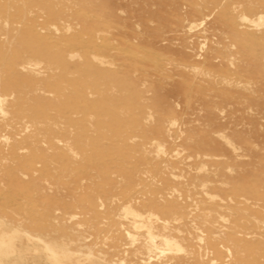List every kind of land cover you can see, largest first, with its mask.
Listing matches in <instances>:
<instances>
[{
  "label": "rangeland",
  "instance_id": "obj_1",
  "mask_svg": "<svg viewBox=\"0 0 264 264\" xmlns=\"http://www.w3.org/2000/svg\"><path fill=\"white\" fill-rule=\"evenodd\" d=\"M0 235V264H264V0H0Z\"/></svg>",
  "mask_w": 264,
  "mask_h": 264
},
{
  "label": "bare ground",
  "instance_id": "obj_2",
  "mask_svg": "<svg viewBox=\"0 0 264 264\" xmlns=\"http://www.w3.org/2000/svg\"><path fill=\"white\" fill-rule=\"evenodd\" d=\"M3 235H0V243L2 242V238H4V237H2ZM4 244H5V246H6V249H4V250H2L1 249V246H0V253L1 254H3L4 256H7V254H10V253H12V250L14 249V246H12V245H10L9 243H7V242H3ZM166 244H167V242H166ZM171 244H169L168 246H170ZM49 249V248H48ZM49 250H51V249H49ZM54 256H57V254H53ZM9 256V255H8ZM59 257V256H58ZM18 258H19V256H18ZM12 260V259H11ZM1 261V260H0ZM14 261H16V258L14 259ZM2 262V261H1ZM10 262H12V261H10ZM28 264H29V262H27ZM10 264V263H9Z\"/></svg>",
  "mask_w": 264,
  "mask_h": 264
}]
</instances>
